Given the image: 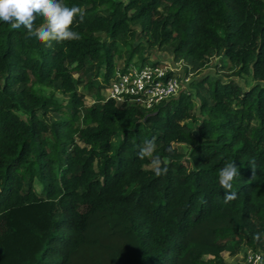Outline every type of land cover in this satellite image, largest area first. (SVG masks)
<instances>
[{"label": "trees", "instance_id": "1", "mask_svg": "<svg viewBox=\"0 0 264 264\" xmlns=\"http://www.w3.org/2000/svg\"><path fill=\"white\" fill-rule=\"evenodd\" d=\"M64 3L84 11V23L73 25L78 41L49 48L0 22V264H225L221 253H236L230 240L260 233L263 241L255 214L264 210V0ZM136 37L145 42L127 63L135 52L146 61V45H157L194 72L223 51L229 75L257 82L244 88L206 73L191 81L199 103L181 91L152 109L105 99L116 55ZM34 81L71 93L70 108L53 106ZM196 111L203 118L193 130L184 120ZM152 138L166 175L138 157ZM174 142L193 145L191 166ZM226 162L240 170L228 204L218 180Z\"/></svg>", "mask_w": 264, "mask_h": 264}, {"label": "rangeland", "instance_id": "2", "mask_svg": "<svg viewBox=\"0 0 264 264\" xmlns=\"http://www.w3.org/2000/svg\"><path fill=\"white\" fill-rule=\"evenodd\" d=\"M159 8H160L161 12L165 11V6L163 4H161L159 6ZM133 27L138 28V31L140 30L139 25H134ZM140 40L145 42V38L140 39V38L136 37V38L129 39V42H130L129 45H123L122 46L123 53L121 55L117 54L115 57L116 70H117V68L122 67V66H124L125 63H127L126 58L130 53L129 50L131 49L132 46L137 45ZM143 54L146 56V59L148 61H158V62H161L163 64H168V65H173L178 61V59L175 58L174 53L171 50L166 49V48H161L157 45H148L147 44L146 47L144 48ZM222 54H223V51L221 54H214V55L210 56L209 61L204 68H202L199 71H194V72H190V73L187 71V68L189 70V67H190L189 64L186 61H184L185 63L182 62L180 64V73H179L180 74L179 78L181 80V88L179 89V92L177 95H179L180 91L191 93L193 96V99L197 103H199L200 99L196 94H194L195 89L193 88L191 81L198 78L199 76H201L203 74H206V73H210L214 77H221V78H223V80H229V79L233 78V79L237 80L238 82H240L244 88H247V87L251 86L252 84H254L255 82H257L252 77V75L250 73L229 75V73H231L233 71V69L231 67V63ZM141 61H144L143 58L140 57L138 52H135L133 57H132V60L130 62L138 63ZM105 68H106L105 64H102L101 68H100V75H99V78L101 80H103ZM236 70H238V69H236ZM74 71H75V75L79 74L78 69H74ZM260 82L264 83V80L260 81ZM33 88L36 89L37 91L41 92L42 95L46 99L51 100L50 103L53 106L60 107L63 111L70 108L71 93L64 92L62 89H60L54 85L43 84V83H40L37 81H34ZM107 88H108V86L102 88L101 92H102L103 96H105L107 94V91H108ZM79 90H84L83 85H80ZM96 98H97V93L95 91L94 92H88L85 96V102L87 105H91L96 100ZM16 111L23 116L27 115L25 112L21 111L20 109H16ZM196 117H197V119L191 117V118H187L184 120V122H187L190 126L193 127V130H196L197 122L199 119L203 118V114L196 111ZM56 118H57L56 113L54 111H50L49 118H48L50 124ZM53 135H54L53 133L49 134L51 140L55 139L52 137ZM75 137L77 140L79 139L78 135H76ZM80 142H82V141H80ZM174 145L182 152V157L180 159L184 163L191 166L189 156H190V151H191L193 145L189 142H174ZM147 166L152 167L151 164H148ZM34 186L38 191H41L42 183L38 178H35ZM255 217L260 224H264V210L257 212L255 214ZM221 239H227L228 240V237L224 236V237H221ZM230 242L235 247L236 253H232L229 250H224L221 253V255L218 257V261H221V263H225V264H248V261H247L248 253L251 250L260 249V250H262V253H263V259L261 261V264H264V240L263 241H261V240L255 241L254 239H252V238L250 239L249 237L246 236L245 240L243 242L238 243L235 240H230ZM204 257L208 258L209 255H205Z\"/></svg>", "mask_w": 264, "mask_h": 264}, {"label": "clouds", "instance_id": "3", "mask_svg": "<svg viewBox=\"0 0 264 264\" xmlns=\"http://www.w3.org/2000/svg\"><path fill=\"white\" fill-rule=\"evenodd\" d=\"M37 18L43 22L37 26ZM85 14L79 6H68L64 0H0V22L10 25L12 30L26 29V38H35L47 47L53 43H64L80 40L81 34L73 29V25L82 24ZM156 149L155 138L145 140L140 147L138 157L149 158L157 176L166 175L169 171L165 162L158 155H153ZM169 153L173 150L167 149ZM255 173V162H251ZM240 176L239 167L235 162H226L219 169L218 180L224 190L223 203L237 199V192L233 190L234 180ZM262 235L256 233L255 241H260Z\"/></svg>", "mask_w": 264, "mask_h": 264}, {"label": "built area", "instance_id": "4", "mask_svg": "<svg viewBox=\"0 0 264 264\" xmlns=\"http://www.w3.org/2000/svg\"><path fill=\"white\" fill-rule=\"evenodd\" d=\"M184 61L178 59L173 65L148 60L125 63L117 68L116 76L110 81L104 97L118 103L152 109L178 94L181 88L180 64ZM187 71L191 72L188 68ZM262 259L260 249L251 250L247 255L248 264H261Z\"/></svg>", "mask_w": 264, "mask_h": 264}]
</instances>
